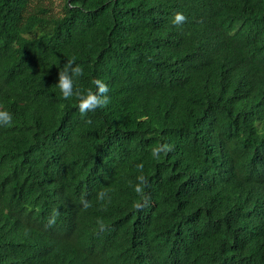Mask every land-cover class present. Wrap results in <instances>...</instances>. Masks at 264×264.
<instances>
[{
	"label": "trees",
	"instance_id": "1",
	"mask_svg": "<svg viewBox=\"0 0 264 264\" xmlns=\"http://www.w3.org/2000/svg\"><path fill=\"white\" fill-rule=\"evenodd\" d=\"M0 111V264H264V0H0Z\"/></svg>",
	"mask_w": 264,
	"mask_h": 264
},
{
	"label": "clouds",
	"instance_id": "2",
	"mask_svg": "<svg viewBox=\"0 0 264 264\" xmlns=\"http://www.w3.org/2000/svg\"><path fill=\"white\" fill-rule=\"evenodd\" d=\"M187 17L181 13L176 12L174 14L172 23L174 25H182L187 22ZM84 69L81 65L75 64V60H70L66 63L62 70L58 72V82L55 86L59 89L62 97L65 100L72 98L74 95L78 99V110L82 117H85L87 113L94 112L97 109H102L110 103V97L108 96L109 87L100 79H94L93 83L96 86V91L93 92L88 90L86 93H82L79 88H74V79L83 76ZM91 123L90 120L87 121ZM12 116L7 111H0V127H10L12 126ZM172 151V146L167 143H160L151 148V154L153 158L159 160L162 159V155H167L168 152ZM141 172V175L137 177L138 183L134 186V191L140 197V199L133 202V209L136 211L143 210L149 205V198L145 194V188L148 186V179L143 175V164L137 165ZM131 186V185H130ZM111 200L108 197L106 191H100L97 193V200L104 201L105 198ZM83 208L88 209L91 204L87 200L81 201ZM56 215L54 213L48 220V225L53 226L56 224ZM97 224L99 226V232H104L107 230V225L100 218L97 219Z\"/></svg>",
	"mask_w": 264,
	"mask_h": 264
},
{
	"label": "rangeland",
	"instance_id": "3",
	"mask_svg": "<svg viewBox=\"0 0 264 264\" xmlns=\"http://www.w3.org/2000/svg\"><path fill=\"white\" fill-rule=\"evenodd\" d=\"M47 6L52 7L53 12L60 14V9L63 3V0H44Z\"/></svg>",
	"mask_w": 264,
	"mask_h": 264
}]
</instances>
